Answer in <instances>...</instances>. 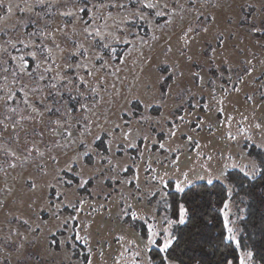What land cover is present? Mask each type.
<instances>
[{
	"label": "snow or ice",
	"instance_id": "6c2138e0",
	"mask_svg": "<svg viewBox=\"0 0 264 264\" xmlns=\"http://www.w3.org/2000/svg\"><path fill=\"white\" fill-rule=\"evenodd\" d=\"M254 196L264 0H0V264H264Z\"/></svg>",
	"mask_w": 264,
	"mask_h": 264
},
{
	"label": "trees",
	"instance_id": "16d2710c",
	"mask_svg": "<svg viewBox=\"0 0 264 264\" xmlns=\"http://www.w3.org/2000/svg\"><path fill=\"white\" fill-rule=\"evenodd\" d=\"M243 195V192H241ZM222 195L220 193L219 188L212 192H207L204 195V199L202 201L197 202V210L200 214L203 215L205 218L203 223L201 224L202 236L207 241H214L215 243L219 244V233L222 230V214L217 211L221 204ZM245 205L250 207L251 210V217L249 220L250 228H246V231L251 230L253 232L252 239L259 244L260 236L258 235V225H259V218L262 213H264V204H261L260 198L258 196H254L251 200L245 202ZM245 205H242L243 207ZM253 222H256L257 227L251 228ZM187 229L181 227L180 233L183 234L185 239L181 245L183 248H187L188 244V236H187ZM251 243V241H249ZM220 251H216L214 254L213 252L209 251L204 255H200V252L197 251V256L201 259L202 264H220V262L224 259V255H228L229 258H233V253L231 249H225L223 244H220ZM177 255H180V250L177 249ZM183 259L187 260V256H183ZM191 264V262H189Z\"/></svg>",
	"mask_w": 264,
	"mask_h": 264
},
{
	"label": "rangeland",
	"instance_id": "374dc122",
	"mask_svg": "<svg viewBox=\"0 0 264 264\" xmlns=\"http://www.w3.org/2000/svg\"><path fill=\"white\" fill-rule=\"evenodd\" d=\"M241 207H243V206L241 205ZM233 212H234V213H236L237 215H239V214H240L236 208H233ZM241 226L243 227V225H242V224H241ZM245 231H246V229H245Z\"/></svg>",
	"mask_w": 264,
	"mask_h": 264
}]
</instances>
